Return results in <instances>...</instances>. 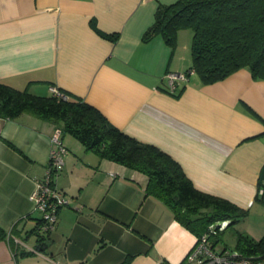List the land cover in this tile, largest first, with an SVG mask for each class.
Masks as SVG:
<instances>
[{
    "label": "crops",
    "instance_id": "1",
    "mask_svg": "<svg viewBox=\"0 0 264 264\" xmlns=\"http://www.w3.org/2000/svg\"><path fill=\"white\" fill-rule=\"evenodd\" d=\"M175 1L0 0V81L42 96L56 86L83 99L171 156L197 189L264 215V80L242 67L212 83L194 73L168 90L166 73L191 66L193 32L179 29L174 46L160 34L143 35L157 8ZM56 127L28 112L0 116V227L7 240H0V264H12L1 253L39 249L29 194L45 173ZM61 140L66 152L55 183L69 204L55 229L40 236L45 261L119 264L133 255L129 264H197L187 258L197 236L145 192L146 174L99 158L71 134L62 132ZM244 230L264 232V218Z\"/></svg>",
    "mask_w": 264,
    "mask_h": 264
},
{
    "label": "trees",
    "instance_id": "2",
    "mask_svg": "<svg viewBox=\"0 0 264 264\" xmlns=\"http://www.w3.org/2000/svg\"><path fill=\"white\" fill-rule=\"evenodd\" d=\"M182 28L193 32L189 69L204 83L222 80L242 67H248L255 79L264 80V0H176L157 8L143 39L160 34L174 46L177 31ZM22 112L61 125L62 132L74 136L99 158L146 174L145 192L163 201L173 217L197 239L210 224L229 220L223 230L208 236H213L209 242L212 246L221 232L247 214V209L232 201L197 189L171 156L121 131L83 99L69 94L64 98L53 92L35 95L0 81V116L13 118ZM261 189L258 199L264 202V184ZM40 236L41 251L47 243L41 242ZM5 237L6 232L0 227V240ZM233 248L257 262L264 259V237L255 239L237 230ZM132 256H125L119 264H129Z\"/></svg>",
    "mask_w": 264,
    "mask_h": 264
},
{
    "label": "built area",
    "instance_id": "3",
    "mask_svg": "<svg viewBox=\"0 0 264 264\" xmlns=\"http://www.w3.org/2000/svg\"><path fill=\"white\" fill-rule=\"evenodd\" d=\"M192 69L186 71H169L165 77L167 79L168 88L173 91L179 83L186 82L189 75L194 74ZM51 91L58 96L67 97L58 87L52 86ZM62 129L56 127L51 136L50 159L45 168L42 177L35 179V186L29 194L30 200L33 202L34 210L40 213L37 229L38 232L49 234L53 231L57 224L58 211L60 208L69 204L66 194L60 190L55 183V176L58 167L63 163V155L66 152L61 140ZM229 220H221L209 225L208 230L200 238L197 239L193 249L187 255L189 260L195 261L197 264H206L208 262H216L217 264H259L253 258L242 255L233 247L225 246L218 251L209 241L208 236L217 230H223ZM41 235V234H40ZM19 242V240H17ZM28 251L40 253L36 247H26ZM16 255V253H14Z\"/></svg>",
    "mask_w": 264,
    "mask_h": 264
},
{
    "label": "rangeland",
    "instance_id": "4",
    "mask_svg": "<svg viewBox=\"0 0 264 264\" xmlns=\"http://www.w3.org/2000/svg\"><path fill=\"white\" fill-rule=\"evenodd\" d=\"M36 214H37V217H40V213L39 212L36 211ZM262 218H264V215H262V211L260 210V208L258 206L254 207L250 211L247 209L246 216L244 218H242V219L234 222L231 226H228L223 232H221L218 235L220 237V239H218L217 241H214V242L216 244H218V246H220L222 248L224 246H226V245H228L229 247H233L234 244H235L236 231L238 230V231H242V232H245V233H248L249 234V232L246 231V230H244V228H249V227H252V226L257 225V223ZM40 234L41 235H44V233H42V232H40ZM253 236H254L253 238L259 239L261 237H264V232L256 233ZM1 240L4 241L6 239L4 238V239H1ZM211 240H213V236H212V238L209 237V239H208L209 242ZM28 242L29 243H27V245L33 244V239L29 240ZM8 243H10V242L8 241L5 244V247L7 249H9ZM216 248H218V247H216ZM25 251H26L25 254H20V252H17V254L13 256L11 250H9L8 251L9 252V257L6 256L5 253H1V258L2 259L9 258L12 261V264H18L16 262V259H17V261L18 260L21 261L20 264H50V263H48L47 261L44 260L43 257L45 256V254L42 251L40 253H36V252L28 251V250H25Z\"/></svg>",
    "mask_w": 264,
    "mask_h": 264
}]
</instances>
